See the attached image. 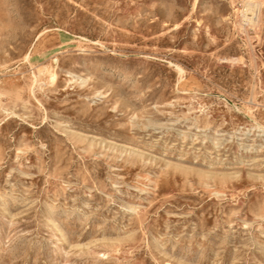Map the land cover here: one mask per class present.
<instances>
[{"label": "rangeland", "instance_id": "374dc122", "mask_svg": "<svg viewBox=\"0 0 264 264\" xmlns=\"http://www.w3.org/2000/svg\"><path fill=\"white\" fill-rule=\"evenodd\" d=\"M248 1L0 0V264H264Z\"/></svg>", "mask_w": 264, "mask_h": 264}, {"label": "bare ground", "instance_id": "6f19581e", "mask_svg": "<svg viewBox=\"0 0 264 264\" xmlns=\"http://www.w3.org/2000/svg\"><path fill=\"white\" fill-rule=\"evenodd\" d=\"M248 2L250 3V0ZM251 2H254V5H256V7L258 8L257 13H255V17L252 19L253 25L257 28L261 23V10L263 9L264 2L263 0H251Z\"/></svg>", "mask_w": 264, "mask_h": 264}]
</instances>
